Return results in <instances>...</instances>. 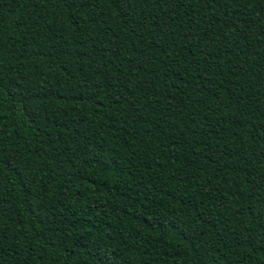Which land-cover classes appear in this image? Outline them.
Listing matches in <instances>:
<instances>
[{"label":"trees","instance_id":"16d2710c","mask_svg":"<svg viewBox=\"0 0 264 264\" xmlns=\"http://www.w3.org/2000/svg\"><path fill=\"white\" fill-rule=\"evenodd\" d=\"M0 264H264V0H0Z\"/></svg>","mask_w":264,"mask_h":264}]
</instances>
